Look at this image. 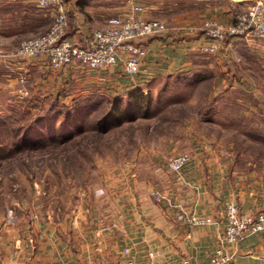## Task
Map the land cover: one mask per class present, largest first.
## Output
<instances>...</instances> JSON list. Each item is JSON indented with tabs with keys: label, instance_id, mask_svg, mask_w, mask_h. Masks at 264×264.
Returning <instances> with one entry per match:
<instances>
[{
	"label": "crops",
	"instance_id": "0c3cea01",
	"mask_svg": "<svg viewBox=\"0 0 264 264\" xmlns=\"http://www.w3.org/2000/svg\"><path fill=\"white\" fill-rule=\"evenodd\" d=\"M39 1L0 0V92L32 106L45 105L49 100L69 104L79 96L97 91L108 94L146 86L153 89L161 82L165 85L177 73L202 71L206 63L200 47L207 42L206 24L215 21L230 25L237 11L245 10L253 2L58 0L59 5L43 10ZM131 4L145 6L139 18L161 20L169 27L162 36L143 40L147 56L136 77L125 74L122 63L101 71L77 67L50 70L46 57L14 56L23 40L49 30L61 6L69 16L68 38L87 46L95 30L103 29L109 18L123 14ZM214 54L215 90L226 96L225 90H239L245 93L244 100L251 111L264 108V98L254 78H248L244 67L236 68L243 65L242 58L246 60L251 55L262 60L264 69V38L229 39ZM259 128L264 131L263 126ZM213 143L211 140L206 145L195 138L193 145L182 151L190 154V160L179 174L169 171L166 160L164 165L155 164L153 172L157 177L148 179V185L140 182L137 175L134 188L121 180L118 187L122 191L112 207L94 208L98 211L94 218L79 211L70 222L50 218L49 223H43L41 217L29 223L21 217L3 224L0 264H126L130 260L134 264H179L185 258L191 264H212L227 227V203L232 202L241 212L250 214L264 210V158L253 156L254 151L243 158L245 154L239 149L234 151ZM171 153L181 152L175 149ZM144 186L148 190L155 186L152 191L157 188L162 192L164 201L156 203L146 192H139ZM181 211L209 217L213 223L194 226L181 222L177 219ZM127 248L129 255L125 254ZM152 251H158L159 256L151 258ZM226 254L230 256L228 264H264V232L226 246Z\"/></svg>",
	"mask_w": 264,
	"mask_h": 264
},
{
	"label": "rangeland",
	"instance_id": "374dc122",
	"mask_svg": "<svg viewBox=\"0 0 264 264\" xmlns=\"http://www.w3.org/2000/svg\"><path fill=\"white\" fill-rule=\"evenodd\" d=\"M203 55L205 69L190 71L202 74V79L185 82L186 77H181L185 73H177L163 86L161 82L157 88L144 87L150 105L139 110L133 120L107 131L96 127L97 120L112 108L114 97L127 102L132 90L97 91L68 105H53L49 100L35 106L0 92V228L21 217L29 223L41 217L43 223H49L50 218L70 222L82 211L94 218L98 212L94 208L112 207L122 191L118 187L121 180L134 188L137 175L148 185V179L157 177L154 167L164 165L175 149L188 150L195 138L206 145L212 140L219 147L239 149L243 158L252 151L256 152L253 156L264 158V131L259 128L264 127V108L251 111L245 93L239 90H225L227 96L215 90L217 64L214 62L213 70L210 67L215 54ZM242 60L243 65L236 68L248 70L245 73L251 81L254 78L264 98L262 60L251 55ZM51 106L55 109L47 112ZM83 106L88 113L81 132L71 139H62L59 132L50 136L51 118H59L55 127L60 130L68 108L75 113ZM40 117L48 120L35 126ZM29 130L35 135L26 138ZM41 133L49 137L42 138ZM146 187H140L139 192L150 197L158 190Z\"/></svg>",
	"mask_w": 264,
	"mask_h": 264
},
{
	"label": "built area",
	"instance_id": "2783aa9c",
	"mask_svg": "<svg viewBox=\"0 0 264 264\" xmlns=\"http://www.w3.org/2000/svg\"><path fill=\"white\" fill-rule=\"evenodd\" d=\"M59 5L58 0H40L41 9H49ZM145 6L131 4L130 9L123 14L107 20L103 29L94 31L87 46L74 43L66 32L69 28V16L61 6L54 17L49 30L39 36L23 40L14 53L15 57H46L50 70L65 68H83L92 71L110 70L118 63L123 64L125 74L136 77L141 72L147 49L143 40L162 36L169 27L164 21H146L138 17L145 11ZM207 42L200 47L203 54H214L220 50L222 43L229 39L252 40L264 38V0H253L245 10L240 11L230 25H220L215 21L206 24ZM190 154L181 152L167 159V167L171 173L179 174L189 162ZM152 199L156 203L164 201L162 192L154 190ZM227 227L220 240V248L211 259L212 264H228L230 256L226 254V246L236 245L246 237L264 232V210L250 214L241 212L232 202L226 205ZM181 222L194 226H206L213 223L209 217H200L193 212L181 211L177 215ZM129 248L125 254L129 255ZM158 251L150 253L151 258H157ZM126 264H134L127 261ZM155 264H170L167 261ZM179 264H191L185 258Z\"/></svg>",
	"mask_w": 264,
	"mask_h": 264
},
{
	"label": "trees",
	"instance_id": "16d2710c",
	"mask_svg": "<svg viewBox=\"0 0 264 264\" xmlns=\"http://www.w3.org/2000/svg\"><path fill=\"white\" fill-rule=\"evenodd\" d=\"M46 10V9H43ZM66 37H68V30L66 32ZM188 72L183 74L181 77H186L185 82L188 81L190 78L194 81L202 79V74L200 73H192ZM193 81V82H194ZM143 88H135L132 90V92L129 93V99L127 102H124L121 98L118 99V97H114L115 100L113 102L112 108L109 110V112L102 118H99L96 122V127L103 130L107 131L110 127L112 126H117L120 125L121 123L128 122L134 119L135 115L137 112L141 109H144L145 107H148L151 103V100L149 101L148 97L144 94ZM91 95V94H90ZM89 95V96H90ZM124 97V96H123ZM87 103V101H85ZM54 103H58V101L52 102L53 105H56ZM61 103V102H59ZM65 104V103H62ZM68 105V104H67ZM79 107L73 113L70 108H68L67 112H65V118H63L64 125H62L60 130L56 128V124L59 122V118H51L49 123L51 124V132L50 136L53 135V137L59 132V137L62 139H71L77 132H81L82 124L85 122L87 118V108ZM52 109H55L54 106H51L47 112L51 111ZM64 114V113H63ZM44 120H48L46 117H40V119L37 120L35 123V126L39 125L42 126L41 123L44 122ZM46 122V121H45ZM73 127V128H72ZM61 131V132H60ZM76 132V133H75ZM27 133V135H26ZM26 138L30 136H34L35 134H32V131L29 130L26 132ZM42 138L49 137L46 136L45 134H40Z\"/></svg>",
	"mask_w": 264,
	"mask_h": 264
}]
</instances>
